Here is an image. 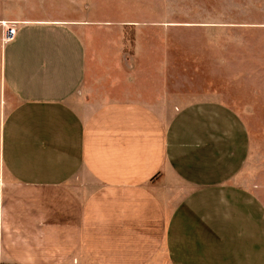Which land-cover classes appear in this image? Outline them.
Segmentation results:
<instances>
[{
	"label": "crops",
	"instance_id": "obj_1",
	"mask_svg": "<svg viewBox=\"0 0 264 264\" xmlns=\"http://www.w3.org/2000/svg\"><path fill=\"white\" fill-rule=\"evenodd\" d=\"M17 24L0 40V264H264L234 109L87 101L76 24Z\"/></svg>",
	"mask_w": 264,
	"mask_h": 264
},
{
	"label": "rangeland",
	"instance_id": "obj_2",
	"mask_svg": "<svg viewBox=\"0 0 264 264\" xmlns=\"http://www.w3.org/2000/svg\"><path fill=\"white\" fill-rule=\"evenodd\" d=\"M12 1V22L76 24L87 101L234 109L252 138L246 175L260 180L264 199V0Z\"/></svg>",
	"mask_w": 264,
	"mask_h": 264
},
{
	"label": "built area",
	"instance_id": "obj_3",
	"mask_svg": "<svg viewBox=\"0 0 264 264\" xmlns=\"http://www.w3.org/2000/svg\"><path fill=\"white\" fill-rule=\"evenodd\" d=\"M17 26L16 22L0 21V40L2 43H10L16 38Z\"/></svg>",
	"mask_w": 264,
	"mask_h": 264
},
{
	"label": "trees",
	"instance_id": "obj_4",
	"mask_svg": "<svg viewBox=\"0 0 264 264\" xmlns=\"http://www.w3.org/2000/svg\"><path fill=\"white\" fill-rule=\"evenodd\" d=\"M3 264H7V263H3Z\"/></svg>",
	"mask_w": 264,
	"mask_h": 264
}]
</instances>
